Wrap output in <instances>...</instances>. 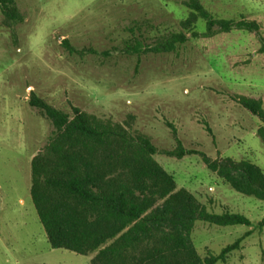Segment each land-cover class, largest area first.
<instances>
[{"label": "rangeland", "instance_id": "1", "mask_svg": "<svg viewBox=\"0 0 264 264\" xmlns=\"http://www.w3.org/2000/svg\"><path fill=\"white\" fill-rule=\"evenodd\" d=\"M16 1L19 22L0 8V264H91L96 255L53 248L39 220L30 194L31 161L53 126L30 105L32 91L65 111L79 106L148 134L161 151L154 158L179 188L209 211L231 210L252 221H197L191 237L198 252L218 254L254 229L227 263L216 264H264V229L257 227L264 200L226 184L199 154L163 153L177 145L172 124L187 148L213 159H247L264 170V122L238 101L247 95L264 102V0H199L217 18L258 20L260 33H209L201 17L185 27L194 19L186 0ZM171 32L189 39L170 51L154 50ZM135 38L141 53L128 51ZM65 39L93 50L72 53Z\"/></svg>", "mask_w": 264, "mask_h": 264}, {"label": "trees", "instance_id": "2", "mask_svg": "<svg viewBox=\"0 0 264 264\" xmlns=\"http://www.w3.org/2000/svg\"><path fill=\"white\" fill-rule=\"evenodd\" d=\"M185 4L193 9L194 16L183 22L185 27L201 17L209 33L215 28L257 33L262 29L256 19L217 18L199 0H186ZM0 8L7 19L23 20L16 0H0ZM192 35L199 34L193 31ZM188 39L183 32H171L160 38L153 49L170 51ZM134 40L128 43V51L141 53L142 44ZM64 42L72 53L93 50L74 47L67 39ZM238 98L241 106L264 122L261 98ZM29 103L53 126L46 144L32 157L30 187L39 220L53 248L84 255L96 252L91 264H216L227 263L254 231L247 230L218 254L210 252L203 257L191 237L197 221L251 226V219L231 210L209 211L191 191L179 188L175 176L154 158L161 151L148 134L132 131L125 123L79 106L65 111L35 91ZM170 126L177 145L163 153L178 158L199 154L226 184L264 200L262 167L247 159H213L200 149L187 148L177 128ZM259 132L264 142V130ZM257 227L264 229V218Z\"/></svg>", "mask_w": 264, "mask_h": 264}]
</instances>
